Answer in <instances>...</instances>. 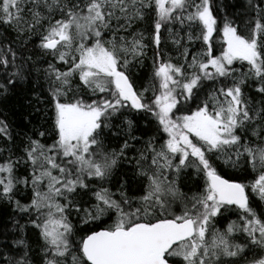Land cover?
Wrapping results in <instances>:
<instances>
[{"label": "snow or ice", "instance_id": "6c2138e0", "mask_svg": "<svg viewBox=\"0 0 264 264\" xmlns=\"http://www.w3.org/2000/svg\"><path fill=\"white\" fill-rule=\"evenodd\" d=\"M0 264H264V0H0Z\"/></svg>", "mask_w": 264, "mask_h": 264}]
</instances>
